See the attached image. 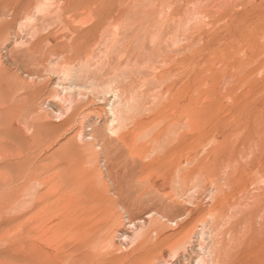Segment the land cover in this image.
<instances>
[{"label": "rangeland", "instance_id": "1", "mask_svg": "<svg viewBox=\"0 0 264 264\" xmlns=\"http://www.w3.org/2000/svg\"><path fill=\"white\" fill-rule=\"evenodd\" d=\"M75 33L76 60L93 56L90 76L61 86L124 72L115 86L125 95L95 91L62 118L49 61L73 56ZM113 99L138 107L117 134L89 140ZM0 151V264H33L31 222L19 225L45 192L49 227L78 223L81 264H117L134 250L120 207L146 223L155 211L173 220L192 210L168 234L216 209L226 217L221 264H264V0H0ZM169 246L151 238L138 263L187 264Z\"/></svg>", "mask_w": 264, "mask_h": 264}, {"label": "bare ground", "instance_id": "2", "mask_svg": "<svg viewBox=\"0 0 264 264\" xmlns=\"http://www.w3.org/2000/svg\"><path fill=\"white\" fill-rule=\"evenodd\" d=\"M39 8L41 9V7ZM78 35H79L78 33H75L71 38H69L68 43L72 47L71 48V53L73 55L72 57H68L62 54L58 56L54 55V57L52 56V58L49 61L50 72H54L55 74H57L60 80V82L58 80V88L56 87L55 89L56 91L54 94V98L58 99L60 102L59 109L57 110H59L60 116L62 118L63 115L65 116V118H67L68 116L69 117L73 116V114L78 109L80 103H82L88 95H90L91 93H95V91H97L98 94H102L104 96V99L107 97L108 94H113L114 96L113 98L116 97L118 99V102L120 101L119 99L121 98V96L125 95L124 92L121 93L120 89H118V86L120 84H116L118 83V81L122 82V79L125 76L124 72L121 75L111 78L110 81L102 85L93 81L94 79L93 78L92 81H88L90 82V88L86 86L87 84L84 85L83 83H79V85H77L78 84L77 82L75 87L70 85L69 87H63L64 85L61 86L64 81L72 80L74 78H76L77 80H82L90 74L91 64L93 61V56L89 54L91 52L86 53L84 57H80L77 60H76V56H74L75 53L74 51L76 46L75 44H77V40H78L77 38L79 37ZM28 50L31 49L29 48ZM89 51L91 50L89 49ZM89 78L91 79V77ZM61 80L63 82H61ZM115 84L118 86H115ZM59 86L63 88L59 90ZM120 93L123 95H121ZM135 100L137 99H132L131 100L132 103L129 101L123 104V108L122 106L120 107V105H118L119 103H117V101H115L114 99L113 102L112 100L109 101L110 103L109 102L108 103L110 108L108 110L111 113V119L107 120V122L101 126L102 128H99V125L97 123H92L91 133L89 134L91 138H89V140L95 141L96 143H99L100 141L104 142L106 138L110 136L109 132L111 134H117L118 130L123 128V123L125 122V118L127 114L131 112L133 109L138 107L136 106L134 108ZM0 154L5 155L4 151L1 152ZM181 171L182 168L179 166L178 173H180ZM35 180L34 182L36 183L35 184L36 186L42 187V185L43 186L45 185L44 183H41L42 181L39 183L37 179ZM42 180L44 182L46 179H42ZM183 186L184 183H182V187ZM37 193L38 192H36V194ZM46 193L47 192L42 193L40 195V198L37 199L36 209L33 211L32 216L27 219V222L25 221L21 222L19 225L23 229L25 223H28V221L29 223L31 222L30 226H32V228L28 231V234L30 237L33 238L32 246L30 250L31 252L30 254L32 256V262L33 264H81L80 261L77 260V253L81 251V246L85 245V242L87 243V241H85L84 239L83 240L85 242L79 239L77 240L75 239V241H73L74 236L80 235L79 233L80 228L77 222L75 223L73 222L74 224L68 225L69 228L67 226V229L70 230L69 232H67L66 231L67 229H65L60 224H57L56 226H52V227H49L47 225L49 215H48L47 205H45ZM173 206L174 205H172L171 207ZM120 208H121L120 211H123L124 213L127 214L126 216H128V225H130L128 229L126 228L127 223L123 225V228L121 229L123 231L122 237L124 236V238L126 239L125 242H128L127 247H130V249L134 248V250L130 254L126 253L116 257L115 260L117 261L116 262L117 264H159V262H155L153 259L147 262L138 263L143 258V254L137 257L135 253L141 250L143 247L145 248V246L149 244V242L151 241V238L153 239L155 237V239L158 241L164 236H165V240H170L169 247L172 252V256L175 257L178 254L187 256L186 258L187 264H194V263L221 264L222 263L223 261L222 258L224 257L223 247L225 245L222 246L221 242L217 238L218 234L216 233L219 225L221 224V222L225 221L226 217H224L222 213L216 211V209L211 210L207 214L208 216V218L206 217L207 219L203 218L198 221L199 225L201 226L200 232H198L199 225L188 223L179 232L174 234H168L165 231L168 228V226L173 225L175 220H176V224H175L176 226H179V222L183 220H188L189 222L190 219L189 217L192 210L188 209L187 212L183 213L184 215L183 218L178 219L177 217L176 219L173 220L169 219L167 215L155 211L151 214L149 213L150 214L148 217L149 221L148 223H146L142 219L141 221H138L137 219H132L130 217L129 211L125 207H120ZM65 218H68L66 214L64 216V220ZM69 218L73 219L72 216ZM129 229H132L131 232L132 234H128ZM22 237H23V233L19 231L17 233H14V235L11 236L10 238L4 236L3 238H1V240L14 241L18 239L21 240ZM67 238L69 239L71 238L73 242L72 241L69 242L68 241L69 239ZM111 246H112V241L109 240L106 243L104 242L103 244L92 245L90 246V248H93L94 250L97 251L98 250L105 251L108 250ZM144 252L146 253L144 257L149 255L147 254L148 251H144ZM82 256H86V255L83 254L80 255L79 259H81ZM57 258L59 261H57ZM161 262L162 261H160V264Z\"/></svg>", "mask_w": 264, "mask_h": 264}]
</instances>
